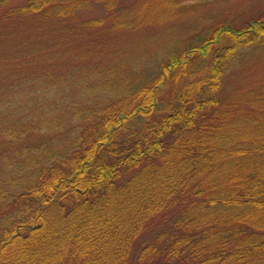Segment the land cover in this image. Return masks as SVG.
I'll return each instance as SVG.
<instances>
[{
    "label": "trees",
    "instance_id": "obj_1",
    "mask_svg": "<svg viewBox=\"0 0 264 264\" xmlns=\"http://www.w3.org/2000/svg\"><path fill=\"white\" fill-rule=\"evenodd\" d=\"M173 2L0 0V264H264V17Z\"/></svg>",
    "mask_w": 264,
    "mask_h": 264
},
{
    "label": "rangeland",
    "instance_id": "obj_2",
    "mask_svg": "<svg viewBox=\"0 0 264 264\" xmlns=\"http://www.w3.org/2000/svg\"><path fill=\"white\" fill-rule=\"evenodd\" d=\"M123 1L130 5L134 0ZM173 3L165 10L153 11L156 18L164 20L160 27H157L162 30L156 29V32L162 35L160 40L158 38V46L168 44L167 41L172 44L177 40L184 44L190 36L201 33L219 22L226 21L241 26L251 18L264 17V0H176ZM242 57L243 55H239L232 64L233 73L238 74L240 67H245V72L239 74L240 83L247 87H258L264 78V47H260L253 56L251 55L252 61Z\"/></svg>",
    "mask_w": 264,
    "mask_h": 264
}]
</instances>
